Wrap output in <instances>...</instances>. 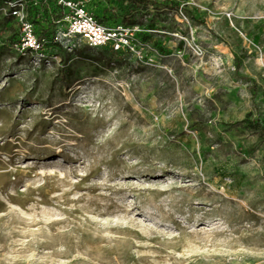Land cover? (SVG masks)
Listing matches in <instances>:
<instances>
[{
  "label": "rangeland",
  "instance_id": "1",
  "mask_svg": "<svg viewBox=\"0 0 264 264\" xmlns=\"http://www.w3.org/2000/svg\"><path fill=\"white\" fill-rule=\"evenodd\" d=\"M8 1L0 264H264V0H81L141 54L64 38L50 62ZM23 2L51 37L58 1Z\"/></svg>",
  "mask_w": 264,
  "mask_h": 264
},
{
  "label": "built area",
  "instance_id": "2",
  "mask_svg": "<svg viewBox=\"0 0 264 264\" xmlns=\"http://www.w3.org/2000/svg\"><path fill=\"white\" fill-rule=\"evenodd\" d=\"M62 8L60 18L54 20L58 29L53 42L63 43L64 38H79L91 47H110L118 52L141 54L134 44V32L125 24L103 23L91 8L81 0H57ZM8 9L21 22V33L16 47L22 53H33L41 62H50L48 39H40L36 26L25 13L23 0H9Z\"/></svg>",
  "mask_w": 264,
  "mask_h": 264
},
{
  "label": "trees",
  "instance_id": "3",
  "mask_svg": "<svg viewBox=\"0 0 264 264\" xmlns=\"http://www.w3.org/2000/svg\"><path fill=\"white\" fill-rule=\"evenodd\" d=\"M144 1H146L147 3H149V4H158V2L157 1H155V0H144ZM92 10V9H91ZM62 8L60 9V12L59 13H57L56 14V16H55V18L57 19V18H60L61 17V15H62ZM93 11V10H92ZM94 12V11H93ZM95 13V12H94ZM96 14V13H95ZM96 16L103 22V23H106V22H104V20H103V16H99L98 14H96ZM55 19V20H56ZM106 24H110V23H106ZM110 25H114V24H110ZM38 27L40 28V30L39 29H37L36 30V32H37V34L39 35V37H40V39H43V38H46V39H48V44H47V46H49L51 43H54L53 42V34H54V32H53V34L51 35V37H47V35H48V29L47 28H45V26L44 25H41V22H38ZM49 48V47H48ZM112 51L114 52V53H121V52H118V51H115V50H113L112 49ZM240 65H241V58L240 57H236V66H237V69H239V67H240ZM244 79L245 80H247V81H252V78H250V77H248V76H244ZM254 93H255V91H254ZM255 123H256V125H257V127H258V129H260V130H262L263 131V126L258 122V121H255Z\"/></svg>",
  "mask_w": 264,
  "mask_h": 264
},
{
  "label": "bare ground",
  "instance_id": "4",
  "mask_svg": "<svg viewBox=\"0 0 264 264\" xmlns=\"http://www.w3.org/2000/svg\"><path fill=\"white\" fill-rule=\"evenodd\" d=\"M61 160H62V159L54 160L53 163H55L56 165H59V164L61 163Z\"/></svg>",
  "mask_w": 264,
  "mask_h": 264
}]
</instances>
